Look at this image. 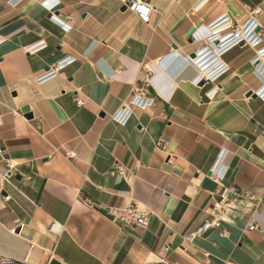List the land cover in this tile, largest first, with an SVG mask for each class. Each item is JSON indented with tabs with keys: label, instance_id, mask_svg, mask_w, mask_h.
Masks as SVG:
<instances>
[{
	"label": "crops",
	"instance_id": "1",
	"mask_svg": "<svg viewBox=\"0 0 264 264\" xmlns=\"http://www.w3.org/2000/svg\"><path fill=\"white\" fill-rule=\"evenodd\" d=\"M44 1L0 0V255L16 264L27 253V264H264V102L253 94L264 76L251 64L264 48V0H145L148 23L119 0ZM254 10L261 43L226 52L227 72L193 85L188 60L207 42L192 33ZM51 14L70 16L71 29ZM149 78L153 105L113 122ZM115 165L124 177L109 175ZM131 202L153 213L146 229L106 217ZM207 220L220 226L184 242Z\"/></svg>",
	"mask_w": 264,
	"mask_h": 264
},
{
	"label": "built area",
	"instance_id": "2",
	"mask_svg": "<svg viewBox=\"0 0 264 264\" xmlns=\"http://www.w3.org/2000/svg\"><path fill=\"white\" fill-rule=\"evenodd\" d=\"M48 1H44L43 4H46ZM53 1V0H52ZM121 8H124V11H128L133 14L138 21L141 23H148L150 13L152 11V6L145 0H119ZM56 5V2H50L48 5L49 8H53ZM258 13V10L252 11L251 16L246 19L244 22H231L230 17L224 16L218 19L217 21L212 22L205 29H198L194 31L191 35L193 41L206 40L207 46H205L201 51H199L194 58H190L189 63L195 68L196 77L193 79L192 83L195 86L204 85L207 83H213L220 76L227 72V67L221 62L220 57L231 49L241 46L256 48L262 41V36L254 34L255 24L253 21V16ZM51 21L56 23L60 29L64 32H67L71 29L69 25L70 16L67 17V20H59L57 17H49ZM75 59L67 58L59 63L58 66L49 68L44 72L40 77L37 78V82L41 83L48 78L53 77L59 70L63 69L66 65L74 62ZM253 67V72L264 76V48L259 49L255 52V58L251 62ZM207 69V70H206ZM151 87V79H147L142 82L141 86L134 90L131 96L129 97L126 104L123 106L111 117L112 121L123 126L129 120L132 114L133 108L146 109L153 105V99L145 97L144 92ZM258 99L264 102V86L261 87L258 91L253 93ZM77 105H81V101L74 99ZM260 133L264 137V125L260 127ZM71 156V153L67 154ZM220 159L224 157V153H220ZM223 167L215 166L211 169V176L214 180H218L223 173ZM126 174L125 169L120 165H115V167L109 172V175L112 177L120 176L124 177ZM11 174L9 171L3 176V182L5 184H11L10 182ZM9 196L5 193L3 196L4 201L9 200ZM82 201L86 204H90L88 199L83 198ZM105 215L114 222H117L123 226L130 227L132 229H146L151 221L153 213L137 205L134 202H131L125 208L118 207H108L105 209ZM220 226L219 221L216 220H207L202 226H200L193 234L185 237L183 240L186 243H190L193 237H199L205 234L207 231L213 228H218ZM19 231L23 228V225H19ZM250 227L249 229H252ZM17 228L12 229L10 232L16 234ZM61 230V227L56 223H51L49 225V231L55 234H58ZM19 234V232L17 233ZM29 253L26 254L22 264H27V258ZM159 264H169L167 261H158ZM0 264H16V261L13 259L7 258L0 255ZM147 264H155V262H148Z\"/></svg>",
	"mask_w": 264,
	"mask_h": 264
},
{
	"label": "water",
	"instance_id": "3",
	"mask_svg": "<svg viewBox=\"0 0 264 264\" xmlns=\"http://www.w3.org/2000/svg\"><path fill=\"white\" fill-rule=\"evenodd\" d=\"M121 10L124 11V8H121ZM195 56H196V54L195 55H192L191 58H194ZM249 95L250 94H248L247 96H249ZM27 118L30 119L31 118V115H28ZM17 178H19V177H17Z\"/></svg>",
	"mask_w": 264,
	"mask_h": 264
},
{
	"label": "bare ground",
	"instance_id": "4",
	"mask_svg": "<svg viewBox=\"0 0 264 264\" xmlns=\"http://www.w3.org/2000/svg\"><path fill=\"white\" fill-rule=\"evenodd\" d=\"M207 70V69H206Z\"/></svg>",
	"mask_w": 264,
	"mask_h": 264
}]
</instances>
